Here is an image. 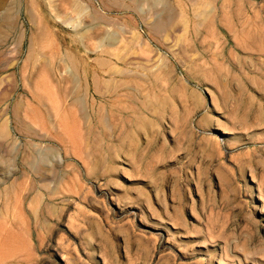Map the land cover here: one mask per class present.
I'll use <instances>...</instances> for the list:
<instances>
[{
  "label": "rangeland",
  "instance_id": "obj_1",
  "mask_svg": "<svg viewBox=\"0 0 264 264\" xmlns=\"http://www.w3.org/2000/svg\"><path fill=\"white\" fill-rule=\"evenodd\" d=\"M0 35V264H264V0H0Z\"/></svg>",
  "mask_w": 264,
  "mask_h": 264
},
{
  "label": "bare ground",
  "instance_id": "obj_2",
  "mask_svg": "<svg viewBox=\"0 0 264 264\" xmlns=\"http://www.w3.org/2000/svg\"><path fill=\"white\" fill-rule=\"evenodd\" d=\"M132 1V4H134V5H137L139 2H140V0H131ZM75 4L73 3V4H71L70 6H69V8H73V6H74ZM75 7H76V5H75ZM77 8V7H76ZM56 9V8H55ZM74 9V8H73ZM80 10V9H79ZM76 11V10H75ZM78 13V12H77ZM56 16H59V12L57 11L56 12V14H55ZM200 15H203V20H205L206 18H207V16H209V13L208 12H206L205 10H201L200 11ZM153 16V15H152ZM96 18L99 20V21H101V18H102V16H100V14H97L96 13ZM33 23H35V21H33ZM161 23H162V21H161ZM184 24H186V22H184ZM155 25V24H154ZM163 25V24H162ZM158 26V25H157ZM160 26V25H159ZM166 26V25H165ZM184 27H186V26H184ZM79 34H81V33H79ZM132 34V33H131ZM44 35H46V31L45 30H43L42 32H39L38 33V35H37V38H42ZM133 36V35H132ZM0 38H1V35H0ZM100 41V40H99ZM120 42H121V40H120ZM138 44H140V43H138ZM171 44V43H170ZM176 44V43H175ZM118 45H119V42H118ZM168 49V48H167ZM169 51V50H168ZM173 54V53H172ZM174 55V54H173ZM34 60V59H33ZM151 65V64H150ZM149 65V66H150ZM152 65H153V63H152ZM76 100H79V98H76ZM76 102V101H75ZM65 112H66V110H65ZM62 117V116H61ZM63 128V127H62Z\"/></svg>",
  "mask_w": 264,
  "mask_h": 264
}]
</instances>
